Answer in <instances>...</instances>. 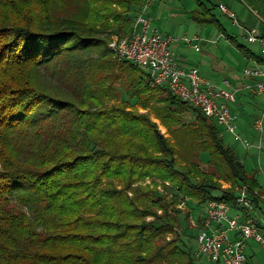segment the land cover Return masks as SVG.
Segmentation results:
<instances>
[{"label":"trees","instance_id":"trees-1","mask_svg":"<svg viewBox=\"0 0 264 264\" xmlns=\"http://www.w3.org/2000/svg\"><path fill=\"white\" fill-rule=\"evenodd\" d=\"M242 1L264 21V0ZM150 3L0 0V264H202L182 236L166 239L181 196L234 201L221 179L263 189L214 120L113 58L111 35L152 19ZM199 3L192 19L220 25ZM121 70L170 137L149 114L108 104ZM186 111L195 121L183 123ZM147 177L169 182L165 192Z\"/></svg>","mask_w":264,"mask_h":264},{"label":"built area","instance_id":"built-area-1","mask_svg":"<svg viewBox=\"0 0 264 264\" xmlns=\"http://www.w3.org/2000/svg\"><path fill=\"white\" fill-rule=\"evenodd\" d=\"M218 7L233 24L245 30L249 42L260 43L262 63L255 60L253 65L246 66L243 72L253 79V83L247 87L264 100V33L257 27L247 28L241 24L237 14L226 3L220 2ZM179 40L200 51L199 42L202 38L199 35L191 38L187 35L183 38L165 35L152 26L150 17L141 13L131 34L115 39L111 46L119 59L128 60L146 71L156 86L166 87L182 101L201 110L204 115L241 141L246 149L253 146L246 143L238 132V124L230 106L236 102L238 89L231 87V81L227 77H223L220 83H212L201 74L197 66L181 65L173 52V44ZM253 126L262 135L264 108ZM256 147L260 153L261 141ZM236 192L232 202L215 198L203 202L197 220L191 215L192 225L199 230V251L214 264H246V246L250 240L264 242L257 221L254 216H250V211L256 209L255 199L264 200V186L259 189L252 188L248 183L239 184ZM232 232L234 237L231 236Z\"/></svg>","mask_w":264,"mask_h":264},{"label":"rangeland","instance_id":"rangeland-1","mask_svg":"<svg viewBox=\"0 0 264 264\" xmlns=\"http://www.w3.org/2000/svg\"><path fill=\"white\" fill-rule=\"evenodd\" d=\"M199 1L205 3L207 7L211 8V11L220 22V25L217 23H200L192 19L193 11H201L203 9V6L200 5ZM220 2L228 4L231 10L237 14V18L240 23L245 27L262 28L260 15L255 9L248 6L242 0H151L149 8L147 9V12L153 19L152 26L158 28L165 35H170L175 38H183L185 35L191 38L194 35H199L202 38L199 42L200 51L190 48L189 45L182 40L177 41V43L182 44V47L180 48L181 53L190 61V63L196 64L201 73L212 83H216L214 81L215 78L212 77V71L216 70L214 69V66H221L224 68L223 72H220L219 70L217 71L219 72V75L221 74V76L227 77L230 81V76L232 77L233 72L240 75L243 73L248 61L246 56H244L243 51L237 46L238 44L252 50L257 55H261L260 43L249 42L247 40L245 30L242 27L233 24L232 20L220 10L218 7ZM117 38L122 37L117 34L111 35L109 48L112 51L113 58L122 61L116 56V53L111 46L112 42ZM209 40H216V44L209 42ZM92 55L96 56V53H93ZM206 55L208 57L204 59V56ZM252 64L253 63H249V66ZM120 74L122 79L115 84L116 97H113L111 101H108V104H124L129 109H136L140 113L149 114L150 118L159 125L162 133L166 137H170L167 127H165L161 120L156 117L153 110H151L150 107H145L143 105L145 102V96L137 98L132 92L133 89H129L126 82L128 73L121 70ZM150 84L152 87H157L152 80L150 81ZM260 102L261 99H259V103L256 108H252V111L250 112L248 111L251 114L250 117H245L246 110L242 109L240 111L241 115L239 113L240 118H238V114L233 108L235 121L238 124V132L241 134L246 143H251L253 146L245 149L246 147L244 144L234 138V136L228 133L223 127L219 126V130L225 143L235 150L240 160L244 163L247 172L250 175H255L259 182L264 185V130L261 135L260 132L254 128V122L251 119L253 115L262 114L264 106L263 104L261 105ZM195 116V113L192 111L182 113L183 123L195 121ZM210 121L214 122L213 119H210ZM260 141L262 143V149L259 153L256 146ZM199 162L201 171L208 172L209 170H212L213 167L208 162V156L202 154ZM140 184L149 186L152 189H157V191L164 193L165 188L163 185H169V182L165 183L161 179L147 177L141 180ZM220 184L224 190H230L236 195L237 185H232L225 179H221ZM167 192L168 191L166 190V193ZM172 193L173 191L169 190V198L172 196ZM215 193L218 194L220 192ZM130 194L132 195V192H130ZM179 200L180 202L174 206L175 209L180 210V213H178L179 223L175 226L172 232L167 234V241H181L179 236H182L187 247L193 251L195 258L199 259V263L214 264L208 260L206 255L199 251V243L197 239L199 230L193 226L191 222V215L194 216L193 218L195 220H197V216H200V211L202 210L200 205H203V202L191 197L185 198V196H181ZM188 202H191V206ZM172 208L173 207L171 206L170 212L175 214V212L172 211L174 208ZM162 212L163 210H158L159 214ZM150 218L152 217H149L148 219ZM261 233L264 237L263 229ZM252 242L250 247L247 249V255L250 263L264 264V249L260 246L262 244L264 247V242Z\"/></svg>","mask_w":264,"mask_h":264},{"label":"crops","instance_id":"crops-1","mask_svg":"<svg viewBox=\"0 0 264 264\" xmlns=\"http://www.w3.org/2000/svg\"><path fill=\"white\" fill-rule=\"evenodd\" d=\"M260 19L262 20V18H260ZM261 22H262L261 23V25H262V28L261 29H264V21L262 20ZM152 23H153V19H152ZM209 42L216 44V40H211V41L209 40ZM181 47H182V44L181 43H175V44H173V52L176 55L178 62L181 65L185 66V67H191L193 65L197 66L194 63H190V61L181 53V51H180V48ZM189 47L192 48L191 46H189ZM192 49H194V48H192ZM246 50L248 51L247 52L248 54H245L243 52L244 53V56H246V59L248 61V64H246V66H249V63H253L255 60L258 61L259 63H262V60L260 61L261 55L255 54V52H253L250 49H247L246 48ZM208 55L210 56L209 53H208ZM207 57H208L207 55L204 56V59H206ZM214 69H216V70H213L212 71L213 72L212 73L213 76L212 75L211 76L213 78H215L214 81L216 83H220V81H221V79H222L223 76H221V74L219 75V72L217 70H219L220 72H223L224 71V68H222L221 66H214ZM230 79H231V84H232L231 87L238 89V91L236 93V102L230 104L232 110L234 108L235 109L234 111H236V113L238 114V118H240V115H241L240 111L242 109L246 110V116L245 117H250L251 114L249 112L252 111V108H256V106L259 103V99H261L260 104L261 105L263 104V106H264V100H263V98L260 97V96L255 95L252 92V90L249 87H247V86H249L250 84L253 83V79H251L250 77L246 76L244 74V72L241 75L240 74H236V73L233 72L232 77L230 76ZM239 113H240V115H239ZM259 116L260 115H253L251 117V119L254 122L255 119L257 117H259ZM185 122H187V121H185ZM260 185L263 188L264 185H262L261 183H260ZM255 206H256V209H253V210L250 211V216H252V217L254 216V218L257 221V223H258V225L260 227V230L262 232V229L264 230V200H259L258 204L255 203ZM231 236L234 237V233L233 232L231 233ZM252 241L253 242L254 241L257 242L256 240H250V242L246 246V254H247V249L250 247V244H251ZM260 246H261L262 249H264V247H263L262 244ZM247 257H248V255H247ZM248 264H251L249 258H248Z\"/></svg>","mask_w":264,"mask_h":264}]
</instances>
